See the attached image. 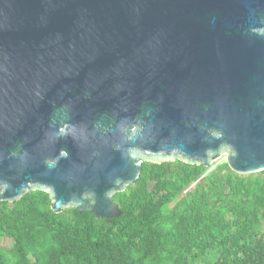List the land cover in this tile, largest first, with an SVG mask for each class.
Instances as JSON below:
<instances>
[{"label":"water","instance_id":"obj_1","mask_svg":"<svg viewBox=\"0 0 264 264\" xmlns=\"http://www.w3.org/2000/svg\"><path fill=\"white\" fill-rule=\"evenodd\" d=\"M264 170V0H0V201L120 214L143 162Z\"/></svg>","mask_w":264,"mask_h":264},{"label":"trees","instance_id":"obj_2","mask_svg":"<svg viewBox=\"0 0 264 264\" xmlns=\"http://www.w3.org/2000/svg\"><path fill=\"white\" fill-rule=\"evenodd\" d=\"M143 162L120 214L55 212L48 194L0 201V264H264V170Z\"/></svg>","mask_w":264,"mask_h":264},{"label":"rangeland","instance_id":"obj_3","mask_svg":"<svg viewBox=\"0 0 264 264\" xmlns=\"http://www.w3.org/2000/svg\"><path fill=\"white\" fill-rule=\"evenodd\" d=\"M224 160H225V158L221 157L218 160L214 161L212 164L208 165L207 170L205 171V173L210 171V170H212V169H214V168H216V166L219 163L223 162ZM10 243H11L10 239L5 237V238H2V240L0 242V245L2 247H8L10 245Z\"/></svg>","mask_w":264,"mask_h":264}]
</instances>
